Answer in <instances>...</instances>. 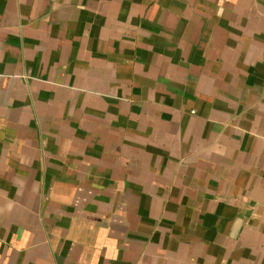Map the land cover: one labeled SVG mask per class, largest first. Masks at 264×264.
<instances>
[{"label":"crops","instance_id":"1","mask_svg":"<svg viewBox=\"0 0 264 264\" xmlns=\"http://www.w3.org/2000/svg\"><path fill=\"white\" fill-rule=\"evenodd\" d=\"M0 264H264V0H0Z\"/></svg>","mask_w":264,"mask_h":264}]
</instances>
